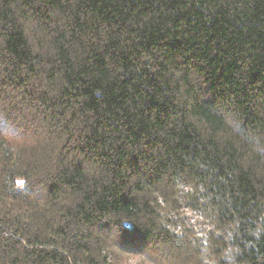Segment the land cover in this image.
<instances>
[{"label": "trees", "instance_id": "1", "mask_svg": "<svg viewBox=\"0 0 264 264\" xmlns=\"http://www.w3.org/2000/svg\"><path fill=\"white\" fill-rule=\"evenodd\" d=\"M0 264H264V0H0Z\"/></svg>", "mask_w": 264, "mask_h": 264}, {"label": "rangeland", "instance_id": "2", "mask_svg": "<svg viewBox=\"0 0 264 264\" xmlns=\"http://www.w3.org/2000/svg\"><path fill=\"white\" fill-rule=\"evenodd\" d=\"M185 211H186L187 217H190L191 218L190 220L192 222H194V220L196 221V219H200L199 216L195 212L188 211L187 209H185ZM132 261H133L132 263H134L136 262V259H133Z\"/></svg>", "mask_w": 264, "mask_h": 264}]
</instances>
